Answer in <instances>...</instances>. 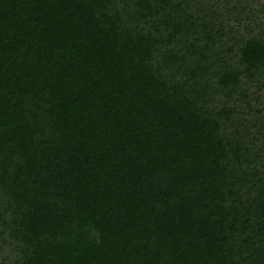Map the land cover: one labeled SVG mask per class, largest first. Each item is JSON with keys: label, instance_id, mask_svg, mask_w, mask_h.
<instances>
[{"label": "trees", "instance_id": "trees-1", "mask_svg": "<svg viewBox=\"0 0 264 264\" xmlns=\"http://www.w3.org/2000/svg\"><path fill=\"white\" fill-rule=\"evenodd\" d=\"M0 264H264V0H0Z\"/></svg>", "mask_w": 264, "mask_h": 264}]
</instances>
